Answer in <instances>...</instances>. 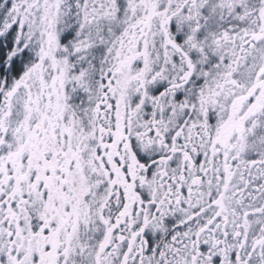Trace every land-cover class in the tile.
<instances>
[{"label": "snow or ice", "instance_id": "snow-or-ice-1", "mask_svg": "<svg viewBox=\"0 0 264 264\" xmlns=\"http://www.w3.org/2000/svg\"><path fill=\"white\" fill-rule=\"evenodd\" d=\"M0 264H264V0H0Z\"/></svg>", "mask_w": 264, "mask_h": 264}]
</instances>
